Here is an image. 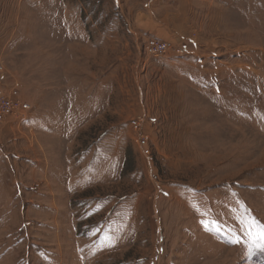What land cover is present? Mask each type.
Instances as JSON below:
<instances>
[{
  "label": "rangeland",
  "instance_id": "374dc122",
  "mask_svg": "<svg viewBox=\"0 0 264 264\" xmlns=\"http://www.w3.org/2000/svg\"><path fill=\"white\" fill-rule=\"evenodd\" d=\"M0 69V264H264V0H0Z\"/></svg>",
  "mask_w": 264,
  "mask_h": 264
},
{
  "label": "built area",
  "instance_id": "2783aa9c",
  "mask_svg": "<svg viewBox=\"0 0 264 264\" xmlns=\"http://www.w3.org/2000/svg\"><path fill=\"white\" fill-rule=\"evenodd\" d=\"M144 49L147 54L152 57H162L167 52L173 53L176 57H183L186 51L183 46L172 45L169 42L161 41L157 39H149L144 45ZM0 69V73H1ZM29 106L23 102L20 98L17 86H5L0 85V122L5 121L8 118H14L17 123H21L25 120ZM144 119L140 116L130 121L131 128L137 131V143L143 155L148 157V150L146 149L147 136L141 133V128Z\"/></svg>",
  "mask_w": 264,
  "mask_h": 264
},
{
  "label": "snow or ice",
  "instance_id": "6c2138e0",
  "mask_svg": "<svg viewBox=\"0 0 264 264\" xmlns=\"http://www.w3.org/2000/svg\"><path fill=\"white\" fill-rule=\"evenodd\" d=\"M249 235L251 236L252 233H249ZM254 239H258L259 240V242L258 243H255L254 246L256 248H259L261 250H264V227H258Z\"/></svg>",
  "mask_w": 264,
  "mask_h": 264
},
{
  "label": "trees",
  "instance_id": "16d2710c",
  "mask_svg": "<svg viewBox=\"0 0 264 264\" xmlns=\"http://www.w3.org/2000/svg\"><path fill=\"white\" fill-rule=\"evenodd\" d=\"M125 169L128 170V171H131L132 167H128V165L126 164L125 165Z\"/></svg>",
  "mask_w": 264,
  "mask_h": 264
}]
</instances>
